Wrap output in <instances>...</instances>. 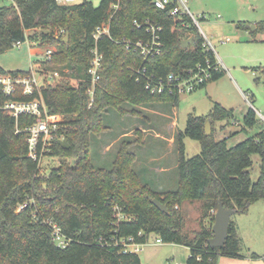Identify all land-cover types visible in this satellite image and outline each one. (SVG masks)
<instances>
[{"label":"trees","instance_id":"trees-1","mask_svg":"<svg viewBox=\"0 0 264 264\" xmlns=\"http://www.w3.org/2000/svg\"><path fill=\"white\" fill-rule=\"evenodd\" d=\"M112 3L113 0H101L98 7L87 1L59 6L54 0H12L0 5V54L26 40L40 49L54 46L56 51L50 61H40L42 67L61 76L66 75L62 71H70L65 80L44 85L28 98L19 93L12 97L0 93L1 103L42 99L50 114L62 117L58 138L46 154L57 158L59 164L48 177H42L38 162L28 158V136L15 133L16 129L22 131L31 126L34 118L22 116L16 120L0 110V264H141L137 254L122 255L116 248L101 247L100 243L123 237L146 244L151 235L162 243L187 248L190 256L185 264L243 259L233 223L228 225L222 247H209L208 241L213 236L211 227L219 203L225 210L244 215L250 206L264 199V128L258 126L263 123L253 109L243 116L242 131L258 128L259 132L234 146L228 144L231 136L216 141L214 129L206 137L204 127L206 122L211 127L232 122V110L214 104L206 116L189 115L185 131L175 136L179 182L173 192L158 193L143 182L132 169L134 156L128 152L127 144L119 147L111 169L92 164L91 140L101 134L106 112H121L125 103L136 106L160 102L174 106L179 101L178 95L149 94L143 79L137 82L129 68L142 66L147 75L165 79L170 73H181L204 64L206 59H214L203 49V40L186 16L172 17L169 10L155 8L151 0H119V9L110 20V37L97 42L103 61L90 105L86 89L90 83V51L95 46L92 36L108 20ZM134 19L162 24L164 47L160 56L144 62L137 52L120 43L123 38L143 37V32L133 28ZM34 30L39 33L28 34ZM55 30L64 33L55 36ZM188 38L193 42L184 50L181 43ZM28 74L6 72L0 65V75ZM213 75L210 82L225 74L221 70ZM185 139L201 146V153L190 160L184 158ZM252 156L260 161L256 183L249 173ZM156 200L166 206L167 213L153 205ZM193 202H200L203 220L209 217L210 223L207 227L200 223L197 230L186 233L180 207ZM25 204L26 208L18 212V207ZM118 214L125 218L122 222L115 218ZM53 225L66 239V247L56 245Z\"/></svg>","mask_w":264,"mask_h":264},{"label":"rangeland","instance_id":"rangeland-1","mask_svg":"<svg viewBox=\"0 0 264 264\" xmlns=\"http://www.w3.org/2000/svg\"><path fill=\"white\" fill-rule=\"evenodd\" d=\"M1 1L0 5H8L12 0ZM87 2L93 7H98L101 0H87ZM186 5L190 14L197 20L200 21L201 17H206L207 22H201L200 29L206 35H212L214 52L223 62L222 69L225 75L221 80L207 84L205 89L180 96L178 103L173 107L160 102L136 106L125 103L122 105L121 112H106L102 120L101 134L92 137L91 140V162L94 166L111 169L119 147L126 144L129 147L128 152L134 156L132 169L141 178L145 172L143 170L149 167L154 168L156 165L149 162L148 159L151 157L165 154L166 162L171 163L173 159L178 160L177 144L172 154L170 148L165 147L164 150L163 146H156L152 143L155 132L162 133L166 139H171L174 132L185 131L189 115L206 116L211 112L214 102L224 109H233L236 122L235 125L224 121L210 126L214 129L216 141L232 135L228 139V144L234 146L259 132L258 128L241 131V120L243 114L250 109L243 93L252 97V107L264 116V83H262L264 79V73H262L264 67V30L262 29L264 27V0H186ZM217 17L219 19H216ZM241 25L245 26L244 29L238 28ZM63 31L55 30L54 35L62 36ZM34 33L39 32L38 30L28 32L30 35ZM226 38L231 39L232 42L220 45L219 42ZM28 48L27 45H23L20 49L13 48L0 54L1 67L6 72L16 70L28 72L30 66L26 52ZM34 48L39 50L38 55L40 56L46 49ZM53 48L55 49L54 46ZM40 56L37 62L41 61ZM41 69L46 72L50 71L43 67ZM62 72L66 75L70 73L68 70ZM66 75H60L57 82L68 78ZM60 119L62 120L61 116ZM172 122L176 130L169 128ZM263 124L259 122L258 126L264 128ZM183 146H185L184 158L186 160L201 153V146L192 139H185ZM251 160L253 166L249 169L250 179L256 183L259 179L260 161L257 156H252ZM58 164L57 158L51 156L43 158L38 165L40 176L48 177L51 170L57 168ZM73 164L74 161L70 165L73 166ZM200 206L199 203H193L189 208L182 207L181 211L185 216L184 232L191 233L197 230L200 223L206 227L209 226L210 218L203 220ZM230 222L236 227L243 256V261L240 260L237 264H264V199L250 206L244 215L234 214ZM156 240L157 236L151 235L146 245L141 248L138 254L141 264L186 263L190 256L187 248L165 243L155 244Z\"/></svg>","mask_w":264,"mask_h":264},{"label":"built area","instance_id":"built-area-1","mask_svg":"<svg viewBox=\"0 0 264 264\" xmlns=\"http://www.w3.org/2000/svg\"><path fill=\"white\" fill-rule=\"evenodd\" d=\"M87 0H54L59 5H79ZM114 3L110 5V16L108 20L102 23L95 30L92 38L95 46L91 49V60L87 69V75L90 78V83L86 89V96L90 99V105L94 101V92L96 85L100 81L99 70L102 66V54L98 52L97 42L104 37H110V20L115 15V12L119 9V0H113ZM151 4L158 10L167 11L172 17L182 18L187 17L190 23L197 29L201 40H203V49L211 53L214 58L212 61L206 59L204 64H198L195 67L187 68V70L181 73H170L165 79L157 78L153 75H147L146 69L142 66L140 68H129L131 73L136 77V81L141 79L144 81V89L151 95H188L194 91L199 90L202 86L209 83L213 74L222 70V65L218 57H216L214 49V42L207 37L200 25L202 20H197L190 14L186 5V0H151ZM204 18V17H203ZM219 18V17H217ZM133 28L137 31L143 32V37L132 39H121L120 43L125 46L127 50H133L137 52L143 61L152 60V58L158 57L163 52L164 43L162 41L163 26L162 24L145 19L143 21L133 20ZM64 32V31H63ZM62 32V33H63ZM231 39L226 38L221 40L219 44H225L230 42ZM23 45H27L29 48L37 47L36 43L31 41L17 42L13 48L20 49ZM55 52L53 47H48L44 50L42 56H40L42 62H48L51 59L52 54ZM42 64L37 62L33 64L29 70V74L26 76L19 75H0V93L6 97H12L18 92L22 97L33 96L35 92H38L43 85L57 82L60 79V74L57 71H44L41 69ZM246 103L256 113L264 123V116L257 112L252 107V98L248 94H244ZM0 110L7 112L11 117L18 120L20 117H33L34 122L31 126H27L24 130L20 131L16 129L15 133H25L27 138V150L28 158L30 160L38 162V165L46 154L49 153L54 141L58 138V129L60 128L61 119L59 115H53L48 112V109L42 99H33L30 102L25 101H6L0 102ZM25 205L18 207L17 211L20 212L26 208ZM117 210V209H116ZM118 211V210H117ZM118 222H122L125 218L123 215L118 214L115 216ZM53 237H55L56 245L64 248L67 246V241L61 236L60 230L57 226H52ZM155 244H162V241L157 238ZM146 244H137L134 238H116L112 237L110 241L100 243L101 247H112L117 249L119 254H139L141 248Z\"/></svg>","mask_w":264,"mask_h":264},{"label":"crops","instance_id":"crops-1","mask_svg":"<svg viewBox=\"0 0 264 264\" xmlns=\"http://www.w3.org/2000/svg\"><path fill=\"white\" fill-rule=\"evenodd\" d=\"M203 17H201L202 22L203 21L207 22L206 17L205 16H203ZM216 19H219V18H216ZM239 27L244 29L245 26L244 25L243 26H238V28ZM206 36L209 37L210 39H213L212 35H210V36L206 35ZM231 42H232V40L230 42L225 43V44H228V43H231ZM26 52H27V56L29 58V63H30L29 70H30L32 65L36 64L37 63V59H39V56H40V55H38L39 50L36 49V48H28ZM216 57H217V55H216ZM219 60H220V58H219ZM220 62H221V65L223 67V62L221 60H220ZM18 71H20V70H18ZM209 83H212V82H209ZM209 83H207V84H209ZM262 83H264V79L262 80ZM206 85H205V87H206ZM205 87L203 89H205ZM244 94H247V93H243V96H244ZM252 102H253V99H252ZM214 104H218V103L214 102L213 105ZM213 105H212V107H213ZM227 110H232L233 114H234V110L233 109H227ZM244 115L245 114H243V116ZM243 116H242V118H243ZM199 117H201V116H199ZM232 124H234V125L236 124L235 119L232 121ZM173 125H174V122H172L171 127H169V125L167 124V126L169 128H173V129L176 130V128ZM241 128H242V126H241ZM241 131H242V129H241ZM161 134L162 133L155 132L154 137L152 139V143L156 144V146H158V147L159 146H163L164 150H165V147L167 149L170 148L171 149L170 152L172 154L175 151V149H174L175 148V136H176L177 132L176 133L174 132V134H173L171 139H166V138L163 137V134L162 135ZM230 136H232V135H230ZM148 160H149V162L152 165L153 164L154 165L156 164V165H155L154 168L149 167L148 168L149 171H148V169L143 170V171H145L144 174H142L143 182L147 183L155 192H158V193L173 192L177 188L178 182H179L178 181V173H177V166H178L177 160L173 159L171 163L166 162L165 161V154H164V156H160L159 155V156H156L154 158L151 157ZM193 203H199L200 204V202H193ZM193 203H184L180 208L182 209V207H184V206H185V208H189V207H191V205ZM224 259L225 258H220L219 261H218V264H237V263L240 262V260H237V259H230V260L225 259V260L234 261V262L223 261ZM235 261H238V262H235ZM249 261L250 260H248V262Z\"/></svg>","mask_w":264,"mask_h":264},{"label":"water","instance_id":"water-1","mask_svg":"<svg viewBox=\"0 0 264 264\" xmlns=\"http://www.w3.org/2000/svg\"><path fill=\"white\" fill-rule=\"evenodd\" d=\"M68 35L65 36L64 40H67ZM193 42L192 38L186 39L181 43V48L186 50L189 46H191ZM205 127V135L210 136L212 133V129L210 127V123L206 122ZM153 205L157 207L161 212L167 213V208L165 205L161 204L159 201H153ZM234 215L233 210L224 209L222 203L218 204L217 210L215 212V220L214 224L211 227V232H213V236L208 241V246L212 248H220L224 245L228 232V225L230 223L231 217Z\"/></svg>","mask_w":264,"mask_h":264}]
</instances>
